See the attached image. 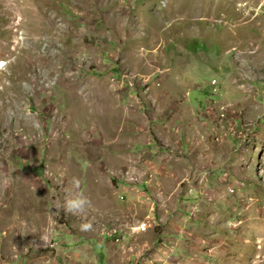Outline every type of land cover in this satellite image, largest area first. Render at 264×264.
<instances>
[{
	"label": "rangeland",
	"instance_id": "obj_1",
	"mask_svg": "<svg viewBox=\"0 0 264 264\" xmlns=\"http://www.w3.org/2000/svg\"><path fill=\"white\" fill-rule=\"evenodd\" d=\"M20 1L0 0V264H264V0ZM154 176L153 215L98 198Z\"/></svg>",
	"mask_w": 264,
	"mask_h": 264
},
{
	"label": "crops",
	"instance_id": "obj_2",
	"mask_svg": "<svg viewBox=\"0 0 264 264\" xmlns=\"http://www.w3.org/2000/svg\"><path fill=\"white\" fill-rule=\"evenodd\" d=\"M159 183V179L157 176H154L153 179H144L141 181V184L138 187H133V186H129V185H122L120 186L118 189H116L114 192H110L108 193V196H104L102 193H100V195L98 196L99 199H105V203L108 202L109 204L116 206V203H114V195H117L120 189H123L125 194L128 195L130 198L129 200L126 199V204L128 207H142L144 205L148 206V208L151 210L150 214H154L156 211V203L155 202H148L147 198L149 199L150 195H152L153 193L159 194L158 196H160V193L158 192V187L156 186V184ZM150 188H152V190H150ZM147 189H149L150 194L148 195V191ZM137 192H139L140 194H137ZM146 192V193H144ZM146 198L143 199V197ZM120 199H122V197H120ZM104 202V201H103ZM103 202L100 203L101 207L97 208L99 209V213L101 216L106 215V213H111L109 212H104V209L102 208V204ZM156 217V216H155ZM111 236V235H110ZM118 235H112V238H116ZM128 237L127 235L125 236V238ZM177 255H175L174 250L172 249V253L170 254V257H176Z\"/></svg>",
	"mask_w": 264,
	"mask_h": 264
},
{
	"label": "clouds",
	"instance_id": "obj_3",
	"mask_svg": "<svg viewBox=\"0 0 264 264\" xmlns=\"http://www.w3.org/2000/svg\"><path fill=\"white\" fill-rule=\"evenodd\" d=\"M72 183L75 186H79V181L73 179ZM91 206L90 199L85 196L82 192H73V191H66L63 203L61 207L63 208L66 214H71L74 216H81L86 214L87 209ZM94 225V218L88 219L87 222L81 223L80 230L83 232H88L93 230ZM43 240V237H41Z\"/></svg>",
	"mask_w": 264,
	"mask_h": 264
},
{
	"label": "bare ground",
	"instance_id": "obj_4",
	"mask_svg": "<svg viewBox=\"0 0 264 264\" xmlns=\"http://www.w3.org/2000/svg\"><path fill=\"white\" fill-rule=\"evenodd\" d=\"M5 3V12H7L10 16H14L16 14L22 16L23 14L27 13L26 11L29 9L28 2L26 1L22 2L20 0H5Z\"/></svg>",
	"mask_w": 264,
	"mask_h": 264
},
{
	"label": "built area",
	"instance_id": "obj_5",
	"mask_svg": "<svg viewBox=\"0 0 264 264\" xmlns=\"http://www.w3.org/2000/svg\"><path fill=\"white\" fill-rule=\"evenodd\" d=\"M132 229H133V231H135V230L145 231L147 229V223H145V222L139 223L135 228L133 227Z\"/></svg>",
	"mask_w": 264,
	"mask_h": 264
}]
</instances>
